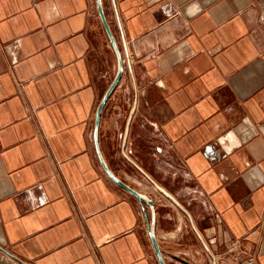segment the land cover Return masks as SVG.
I'll use <instances>...</instances> for the list:
<instances>
[{
  "label": "crops",
  "instance_id": "1",
  "mask_svg": "<svg viewBox=\"0 0 264 264\" xmlns=\"http://www.w3.org/2000/svg\"><path fill=\"white\" fill-rule=\"evenodd\" d=\"M101 2L153 206L97 0H0V264H264V0Z\"/></svg>",
  "mask_w": 264,
  "mask_h": 264
},
{
  "label": "water",
  "instance_id": "2",
  "mask_svg": "<svg viewBox=\"0 0 264 264\" xmlns=\"http://www.w3.org/2000/svg\"><path fill=\"white\" fill-rule=\"evenodd\" d=\"M98 2V8H99V13L102 19V22L111 38V41L115 47L116 53H117V57H118V71L116 74V77L114 79V81L112 82V84L110 85V87L108 88V90L106 91L105 95L103 96L98 109H97V116H96V123H97V127H96V131H95V141H96V146H97V151L99 154V158L101 161V164L104 168V170L106 171V173L108 174V176L114 181L116 182L119 186H121L122 188H124L125 190H127L128 192H130L131 194H133L134 196H136L140 201H145L147 202L150 206H153V201L148 198L147 196H145L144 194L140 193L138 190L134 189L132 186H130L128 183L124 182L123 180H121L120 178H118L112 171L111 169L108 167L107 163L105 162L100 148H99V141H98V126H99V122H100V118H101V114L104 108V105L107 101V99L109 98V96L111 95V93L113 92V90L115 89V87L119 84L122 76H123V71H124V62H123V57L121 54V51L119 50L114 37L111 34L109 25L107 23V19L105 17V13L103 11V6H102V2L101 0H97ZM150 234H151V238H152V243L155 249V252L157 254L158 260L160 264H166L165 262V258L163 256V252L161 250V247L158 243V239L157 236L155 234V230L154 227L150 228ZM173 257L177 260H179L180 262L184 263V264H194L180 256L177 255H173Z\"/></svg>",
  "mask_w": 264,
  "mask_h": 264
},
{
  "label": "built area",
  "instance_id": "3",
  "mask_svg": "<svg viewBox=\"0 0 264 264\" xmlns=\"http://www.w3.org/2000/svg\"><path fill=\"white\" fill-rule=\"evenodd\" d=\"M132 184L136 185L138 188L142 189L143 191H145V189H148L149 187H154L152 184H145L142 181L133 179ZM143 184H145V187H143ZM156 189V188H155ZM244 255V257H242ZM231 263L229 264H243V260H244V264H259L258 262V258L255 254L253 253H245L242 254L241 252H236L233 253L231 255ZM222 260V258H220L219 256L215 259V262H212L211 264H219V262Z\"/></svg>",
  "mask_w": 264,
  "mask_h": 264
},
{
  "label": "rangeland",
  "instance_id": "4",
  "mask_svg": "<svg viewBox=\"0 0 264 264\" xmlns=\"http://www.w3.org/2000/svg\"><path fill=\"white\" fill-rule=\"evenodd\" d=\"M143 187H145V184H143ZM149 188H151V190H152V187H149ZM149 188H148V189H145V191H148V190H149ZM205 264H210V262L208 261V258H207V260H206Z\"/></svg>",
  "mask_w": 264,
  "mask_h": 264
}]
</instances>
